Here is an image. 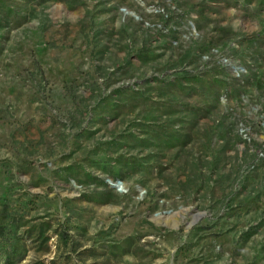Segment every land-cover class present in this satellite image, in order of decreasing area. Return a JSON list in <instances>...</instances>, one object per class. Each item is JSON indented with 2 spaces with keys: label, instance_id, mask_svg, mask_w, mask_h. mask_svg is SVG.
Masks as SVG:
<instances>
[{
  "label": "rangeland",
  "instance_id": "1",
  "mask_svg": "<svg viewBox=\"0 0 264 264\" xmlns=\"http://www.w3.org/2000/svg\"><path fill=\"white\" fill-rule=\"evenodd\" d=\"M8 254L264 264V0H0Z\"/></svg>",
  "mask_w": 264,
  "mask_h": 264
},
{
  "label": "trees",
  "instance_id": "2",
  "mask_svg": "<svg viewBox=\"0 0 264 264\" xmlns=\"http://www.w3.org/2000/svg\"><path fill=\"white\" fill-rule=\"evenodd\" d=\"M11 257H12L11 255H9V254L7 255V257H6V260H7L6 264H10L9 261H10V258Z\"/></svg>",
  "mask_w": 264,
  "mask_h": 264
},
{
  "label": "water",
  "instance_id": "3",
  "mask_svg": "<svg viewBox=\"0 0 264 264\" xmlns=\"http://www.w3.org/2000/svg\"><path fill=\"white\" fill-rule=\"evenodd\" d=\"M121 184H116V186H113V187H116L118 190H119V187Z\"/></svg>",
  "mask_w": 264,
  "mask_h": 264
},
{
  "label": "bare ground",
  "instance_id": "4",
  "mask_svg": "<svg viewBox=\"0 0 264 264\" xmlns=\"http://www.w3.org/2000/svg\"><path fill=\"white\" fill-rule=\"evenodd\" d=\"M119 187V190H120V187H121V185L120 186H118Z\"/></svg>",
  "mask_w": 264,
  "mask_h": 264
}]
</instances>
